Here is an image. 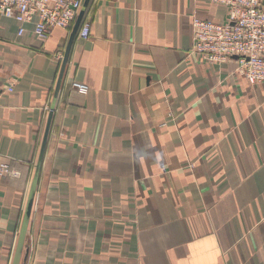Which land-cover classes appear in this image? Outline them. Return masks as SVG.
I'll list each match as a JSON object with an SVG mask.
<instances>
[{
	"label": "crops",
	"instance_id": "crops-1",
	"mask_svg": "<svg viewBox=\"0 0 264 264\" xmlns=\"http://www.w3.org/2000/svg\"><path fill=\"white\" fill-rule=\"evenodd\" d=\"M226 15L209 0H89V39L41 41L0 14V163L17 172L0 174V264L50 112L19 264H264V81L192 52L193 17Z\"/></svg>",
	"mask_w": 264,
	"mask_h": 264
},
{
	"label": "built area",
	"instance_id": "built-area-1",
	"mask_svg": "<svg viewBox=\"0 0 264 264\" xmlns=\"http://www.w3.org/2000/svg\"><path fill=\"white\" fill-rule=\"evenodd\" d=\"M85 0H0V14L13 18L22 35L24 24H33V35L45 41L52 29L72 30ZM227 9L224 22L192 19V52L205 63L221 64L231 59L237 63V73L251 84L264 81V7L261 0H209ZM91 24L81 20L77 35L82 40L90 37ZM57 57L62 58V54ZM10 81L7 90L14 88ZM78 93L87 86L73 82ZM0 174L17 175L7 163H0Z\"/></svg>",
	"mask_w": 264,
	"mask_h": 264
},
{
	"label": "water",
	"instance_id": "water-1",
	"mask_svg": "<svg viewBox=\"0 0 264 264\" xmlns=\"http://www.w3.org/2000/svg\"><path fill=\"white\" fill-rule=\"evenodd\" d=\"M88 1L89 0H85L84 3H83L82 9L79 12V15H78V17L76 19V22H75V24L73 26V29H72L71 39L73 38V36L77 32L79 24H80V22H81V20L83 18L84 9H85ZM66 52H67V50H66ZM65 56H66V53H65ZM63 60H65V58ZM61 75H62V73H60L59 81L61 79ZM56 97H57V89H56V91L54 93L53 101H52V104H51L52 108L55 105ZM51 117H52V113L50 112L49 116H48V120H47L45 133H44V136H43V142H42L40 153H39V159H38V162H37V165H36L35 174H34V177H33L32 183H31V187H30V191H29V196H28L27 205H26V209H25V213H24V217H23V222H22V227H21V233L19 235V240H18L16 251H15V256H14V259H13V264H19V261H20V258H21V253H22L23 249L25 250V252H27V250H28V247L25 246V243H24L25 235H26V229H27V225H28V221H29L31 207H32V204H33V199H34V195H35V190H36V185H37V180H38V174H39V169H40V164H41V160H42L44 149H45V145H46L47 134H48V130H49Z\"/></svg>",
	"mask_w": 264,
	"mask_h": 264
}]
</instances>
